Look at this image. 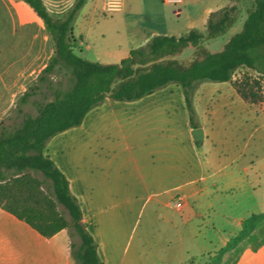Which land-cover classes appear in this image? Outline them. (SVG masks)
I'll use <instances>...</instances> for the list:
<instances>
[{"label":"crops","instance_id":"1","mask_svg":"<svg viewBox=\"0 0 264 264\" xmlns=\"http://www.w3.org/2000/svg\"><path fill=\"white\" fill-rule=\"evenodd\" d=\"M43 1L54 16H62L74 2ZM199 1L198 11L186 30L191 27L204 29L210 11L229 0ZM184 4L185 0H182L176 6L177 15L183 11ZM168 5L170 2L163 0H121L119 9L108 11L105 0H102L96 10L103 15L106 11L119 12L121 16L118 15V18L124 20L130 45L124 48L121 58L127 55L130 48L146 43L154 34H181L175 33L171 16L166 10ZM73 32L79 36L81 47H89L85 37L81 32H76L74 26ZM52 52L50 35L33 8L23 0H0V116L15 105L18 96L33 82ZM89 111L79 128L95 123L93 116L87 120ZM162 121L167 120H132L134 127H129L127 131L123 128L125 142L131 145L127 138L133 134L136 138L145 139L147 132L156 142L155 138L163 137L167 129L159 123ZM185 121L192 137L190 131L193 127L189 120ZM197 126H202L204 138L213 137L218 132L214 120H197ZM56 137V134L50 137L47 144H56ZM73 137L78 145L69 156L54 157L47 144L46 152L64 171L72 193L80 200L82 220L96 239L104 264H145V256L140 249L126 256V245L120 249L119 241L126 222L135 211L134 206H143L151 200L167 209L172 208V216L187 208L188 219L195 220L197 224V230L190 233L194 237L192 256L202 258L204 264L203 257L212 255L235 234L244 217L264 209V169L256 170L251 165L226 169V164L239 159L240 152L230 159L217 151L208 152L199 160V168H191L179 183L177 150L164 149L157 144L142 151L128 147L123 156L114 154L118 162L116 165L107 166L106 169L102 167L104 170L91 175L90 180L80 167L83 166V158L98 157V152L90 146L83 148L87 136L77 134ZM249 169L253 170L251 176L248 175ZM178 188L184 190L176 197V200L182 198L180 207L168 198L172 190ZM140 212L141 208L137 214ZM200 223L204 225L200 226ZM159 259L162 264L166 261L162 255ZM177 263L184 264V258L179 256ZM0 264L76 263L70 256V240L65 228L50 236L42 235L25 220L0 206ZM235 264H264V243L257 250L246 248Z\"/></svg>","mask_w":264,"mask_h":264},{"label":"trees","instance_id":"2","mask_svg":"<svg viewBox=\"0 0 264 264\" xmlns=\"http://www.w3.org/2000/svg\"><path fill=\"white\" fill-rule=\"evenodd\" d=\"M23 1L43 20L53 52L15 101L13 110L20 120L14 118L10 124L0 120V206L42 235L65 228L76 264H104L98 243L82 220L80 200L46 152L48 139L79 125L107 97L138 98L169 81L181 85L192 127L197 126L192 98L196 82L232 80L244 100L259 101L261 94L248 76L232 77L240 66L264 73V0H251L237 27L238 5L227 2L210 11L203 30L191 27L179 35L154 34L115 62L86 58L75 51L79 36L67 38L86 0H74L62 16L52 15L43 0ZM187 49H192V56L180 59L178 55ZM37 93L44 100L33 98L36 113L25 111L23 104ZM74 235L78 241L72 240ZM263 243L264 209L244 217L239 230L205 263L235 264L246 248L257 250Z\"/></svg>","mask_w":264,"mask_h":264},{"label":"rangeland","instance_id":"3","mask_svg":"<svg viewBox=\"0 0 264 264\" xmlns=\"http://www.w3.org/2000/svg\"><path fill=\"white\" fill-rule=\"evenodd\" d=\"M224 1V0H216ZM102 0H86L76 14L74 28L85 37L89 47H76L75 51L86 58L102 62L119 61L128 42V28L124 20L118 18L119 12L103 15L96 10ZM238 5L237 27L251 5V0H229ZM178 4L168 5L167 12L171 16L175 33H184L192 17L198 11L199 0H185L183 11L177 15L175 8ZM121 16V15H119ZM132 20V19H131ZM149 29V28H148ZM199 29V28H198ZM201 29V28H200ZM230 27L228 31H231ZM203 30V29H201ZM78 36V35H76ZM53 47V43L51 40ZM112 49L106 51L105 49ZM105 50V51H104ZM192 56V49H187L178 55L187 60ZM248 76L254 88L261 94L257 102L244 100L234 89L232 80H203L195 83L193 103L195 106L194 120H214L218 132L213 137L195 140L187 130L185 120H189L188 110L182 92V87L175 81L157 87L151 93L134 99H115L107 97L92 107L87 120H96L92 126L79 128V125L69 127L56 133L57 143L47 144V148L54 157L69 156L77 148L78 142L74 135L87 136L84 149H95L98 157L83 158L82 172L91 175L102 172L107 166H114L117 157L126 154L131 149H149L150 145L157 144L164 149L177 150L179 153V183L187 176L191 168L198 169V162L208 152L217 151L227 159L240 152L237 161L226 164V169H236L243 165L264 169V73L248 66H240L233 73V79ZM62 80H65L63 77ZM22 85L19 89L21 90ZM33 98L44 100L42 94L37 93L23 104L25 111L36 113ZM14 105L0 116L5 124H10L15 117ZM132 120H167L159 122L167 127L164 136L155 138L156 142L147 135L145 139L133 135L127 138L128 145L123 137V128L128 130L134 123ZM134 127V126H133ZM191 133V131H190ZM169 136H168V135ZM250 161H255L254 163ZM104 169H103V168ZM253 170H248L251 176ZM89 182V179H87ZM102 180V179H101ZM99 181V179H98ZM94 182L95 179H94ZM181 187V186H180ZM168 198L174 204L177 195L183 194L181 188L173 189ZM170 195V194H169ZM63 209L62 205H59ZM141 208L140 214L138 209ZM135 211L126 222L125 230L119 241V248L126 245L124 255L128 256L136 249L145 256V264H162L159 256L166 257L164 264H179V256L184 258V264H204L202 258L192 256L193 236L190 233L197 230L195 220L188 219L189 214L185 207L182 211L173 213L172 208L154 204L153 200L143 206H134ZM157 209V210H155ZM166 209V211L164 210ZM165 213V214H163ZM68 216V214L66 213ZM167 217V218H166ZM204 225L200 223L201 226ZM193 237V238H192ZM202 239V237L200 238ZM73 241H78L74 235ZM209 257V256H208ZM203 257L204 261L208 258Z\"/></svg>","mask_w":264,"mask_h":264},{"label":"built area","instance_id":"4","mask_svg":"<svg viewBox=\"0 0 264 264\" xmlns=\"http://www.w3.org/2000/svg\"><path fill=\"white\" fill-rule=\"evenodd\" d=\"M172 4H179L182 0H163ZM121 7V0H105V9L108 11L117 10ZM175 205L180 207L182 205V198L175 200Z\"/></svg>","mask_w":264,"mask_h":264},{"label":"water","instance_id":"5","mask_svg":"<svg viewBox=\"0 0 264 264\" xmlns=\"http://www.w3.org/2000/svg\"><path fill=\"white\" fill-rule=\"evenodd\" d=\"M74 35L73 25L70 26V34L67 36L68 40L71 39V36ZM191 134L195 140H201L204 138V131L202 126H195L191 129Z\"/></svg>","mask_w":264,"mask_h":264}]
</instances>
